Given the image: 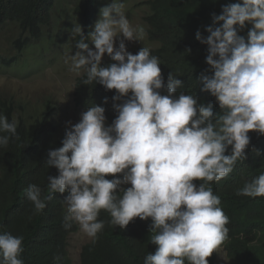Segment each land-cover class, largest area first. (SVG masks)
Instances as JSON below:
<instances>
[{
    "label": "clouds",
    "instance_id": "1",
    "mask_svg": "<svg viewBox=\"0 0 264 264\" xmlns=\"http://www.w3.org/2000/svg\"><path fill=\"white\" fill-rule=\"evenodd\" d=\"M123 7L112 0L99 10L88 37L93 49L81 26H73L78 51L65 63L78 74L84 70L85 85L115 90L113 101L127 99L113 105L118 115L110 126H105L103 107L83 112L78 123L66 128L62 146L47 153L46 166L58 172L47 177L49 195L44 198L35 184L25 193L42 212L52 194L67 192L63 227L70 229L75 222L93 242L104 228L100 210L122 229L136 217L151 218V243L157 247L144 264H208L207 258L228 238L229 217L207 182L227 177L246 159L249 132L264 135V0L223 5L204 29L207 37L199 30L195 34L207 45L205 62L213 73L200 77L201 91L215 97L218 116L192 94L175 96L181 81L169 72L165 85L160 62L148 48L135 55L126 50L125 41L139 42L146 33L132 26ZM246 24L251 28L245 38L239 32ZM105 54L114 63L102 67ZM16 129L15 120L0 114V133L8 134L0 135V147H7ZM237 195L264 197V173L246 182ZM23 251L22 236L0 231V264H24Z\"/></svg>",
    "mask_w": 264,
    "mask_h": 264
},
{
    "label": "trees",
    "instance_id": "2",
    "mask_svg": "<svg viewBox=\"0 0 264 264\" xmlns=\"http://www.w3.org/2000/svg\"><path fill=\"white\" fill-rule=\"evenodd\" d=\"M112 0H73L72 18L74 26L82 28L86 43L99 14V10ZM237 0H144L147 40L156 46L150 55L158 58L164 84L172 72L181 81L176 89L179 94H192L199 104L212 106L214 116L221 109L208 92L201 91L200 77L211 76L206 64L207 45L196 40L197 30L203 37L205 28L212 24V14L219 15L223 5ZM55 0H0V30L10 42L15 57L30 46L49 36ZM219 26V25H217ZM251 24H246L239 35L247 37ZM72 35V33H71ZM76 39H71L76 45ZM76 47V46H75ZM190 50V51H189ZM139 50L132 51L135 55ZM13 58L0 56V64L10 66ZM114 63L102 61L107 67ZM15 64V63H14ZM86 73L76 78L73 89V104L77 109L87 110L91 106L105 109V123L110 126L118 113L114 104H122L127 97L113 101L115 90H106L98 83L85 85ZM129 95H131L129 93ZM161 95H167L161 90ZM105 100L107 101L105 103ZM0 114L9 122L17 123L16 135L10 137L7 147H0V231L23 237L24 264H72L68 252L71 235L79 230L73 222L70 229L63 227L67 213L63 200L67 192L52 194L46 199V207L37 212L28 200L25 189L38 185L46 198L48 176H57L55 168L45 164L49 150L62 146L66 129L53 119L52 108L21 101L8 92L0 93ZM215 122V121H213ZM70 130V128H68ZM0 135H8L0 133ZM250 143L245 150L246 159L238 161L232 172L219 181L207 182L213 194L220 198L219 207L229 217L228 238L218 247L222 248L232 264H264V197L237 195L246 182L264 173V135L249 132ZM259 151V155H257ZM231 152V147L225 154ZM122 174H117L121 178ZM106 179L113 177L107 176ZM197 186L204 181H193ZM110 213L100 210L98 221L104 228L97 234L95 242L84 245L80 252V264H144L148 254H154L156 245L151 243L154 233L151 218L141 221L139 217L125 228L111 224ZM56 257H59L57 260ZM216 254L208 258L215 264ZM185 264L188 262L185 260Z\"/></svg>",
    "mask_w": 264,
    "mask_h": 264
},
{
    "label": "rangeland",
    "instance_id": "3",
    "mask_svg": "<svg viewBox=\"0 0 264 264\" xmlns=\"http://www.w3.org/2000/svg\"><path fill=\"white\" fill-rule=\"evenodd\" d=\"M143 1L120 0L132 26L143 27L146 33L147 8ZM72 9L73 0H55L49 36L16 57L4 34L6 30L4 32L0 30V56L14 59L10 66L0 64V93L8 92L23 102L29 101L32 104L52 108L53 119L63 129L71 128L78 123L81 114L85 112L77 109L73 104L74 83L83 69L78 74L70 70V62L65 63L69 55H74L78 51L71 42V29L74 26ZM125 45L129 53L142 47L152 49L156 46L147 40V35L139 42L125 41ZM89 48L93 49L94 46L91 44ZM107 59L109 57L105 54L102 61ZM69 121L70 125L67 123ZM122 187L127 188L130 185H122ZM91 240L81 231L80 226L79 230L70 236L68 252L72 264H80L81 249ZM214 252L215 264H232L222 248H217Z\"/></svg>",
    "mask_w": 264,
    "mask_h": 264
}]
</instances>
